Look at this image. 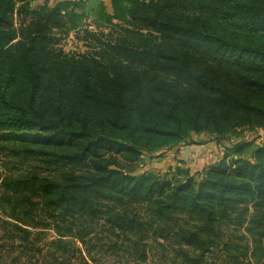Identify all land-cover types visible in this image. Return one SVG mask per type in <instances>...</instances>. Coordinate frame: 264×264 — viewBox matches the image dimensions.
Wrapping results in <instances>:
<instances>
[{
    "label": "trees",
    "instance_id": "16d2710c",
    "mask_svg": "<svg viewBox=\"0 0 264 264\" xmlns=\"http://www.w3.org/2000/svg\"><path fill=\"white\" fill-rule=\"evenodd\" d=\"M28 1L0 0V224L11 246L53 231L100 264L94 251L147 260L175 238L182 264H206L211 247L247 264L250 244L237 248L223 226L253 205L239 222L263 264L264 143L249 158V141L234 144L200 176L131 168L152 141L264 129V0H111L113 14L70 52L53 31L76 28L86 9ZM17 13L31 15L22 28Z\"/></svg>",
    "mask_w": 264,
    "mask_h": 264
},
{
    "label": "rangeland",
    "instance_id": "374dc122",
    "mask_svg": "<svg viewBox=\"0 0 264 264\" xmlns=\"http://www.w3.org/2000/svg\"><path fill=\"white\" fill-rule=\"evenodd\" d=\"M59 0H29L30 10L40 8L41 6L53 7ZM71 6H75L77 3V15L82 14V9L85 8L87 15H84L79 19L78 26L73 29H65L68 31L55 30L54 36L60 38L59 43L56 46L62 47L65 51L70 52L76 49H85L86 44L89 42L86 39L85 28L92 31H98V24H101V14H113V6L111 0H70ZM21 3L17 5L19 8ZM24 11V10H23ZM22 11V12H23ZM30 12V11H29ZM29 22L31 15L25 17L24 14L17 13L14 15V26L16 28H22L27 24H20L22 21ZM117 23L119 20L114 19ZM107 24V23H106ZM111 24V23H110ZM78 44V46H77ZM188 142H181L178 144H167L160 149H155L156 143L152 141L148 144V148L142 151L140 159L133 164L131 168L135 173H140L145 170L157 171L161 173L170 172L180 176L196 175L200 176L202 172L207 170L211 165L221 160H225L224 156L229 152L230 147L243 140L249 141L251 147L241 153L244 157L250 156V150L258 145L264 143V129L260 127L243 126L237 128L236 131L216 134L212 132L197 133L193 132L190 135ZM228 157L230 161L232 159ZM227 160V159H226ZM146 208V207H144ZM244 207H240V210L236 211L229 221V228L223 226L225 230L224 236L230 238V241L237 248L242 249L246 242L250 244L251 254L247 264H254L255 261L252 249L254 236L245 230V225H241L239 221H243L245 216L249 217L255 210L253 205H249L248 211L242 210ZM143 217L148 218L149 210H140ZM183 226L193 225L192 223H186L182 221ZM244 224V223H243ZM4 225L0 224V264H85V260L89 264H96L87 252V249L80 239L74 237H67L64 240H58L57 234L53 231H41L39 234L32 236L33 245L29 248H22L21 246H11L9 237H6V233L2 231ZM94 232H99L98 237H103L104 240H109V233L96 228ZM149 233L153 236V230ZM56 240V241H55ZM163 242V241H161ZM176 239H172V245L165 248L156 247L152 245L151 250L148 253L147 260L141 258H135V260H129L127 253L120 251L119 254H113L106 251H94L93 256L96 257L100 264H182V259L177 257L174 248ZM20 243V241H19ZM263 247L260 248L261 251ZM220 249V247H219ZM218 248L211 247L210 255L205 257L206 264H224L226 260H223L221 251ZM228 248L223 249V255L226 254ZM236 250V249H234ZM231 252L232 255L239 256V251ZM85 260H84V259ZM240 260H244L240 256ZM231 264L234 263L232 259ZM264 264V259L262 260Z\"/></svg>",
    "mask_w": 264,
    "mask_h": 264
}]
</instances>
